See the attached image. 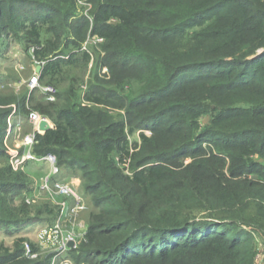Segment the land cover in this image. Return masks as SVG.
<instances>
[{"label":"trees","instance_id":"trees-1","mask_svg":"<svg viewBox=\"0 0 264 264\" xmlns=\"http://www.w3.org/2000/svg\"><path fill=\"white\" fill-rule=\"evenodd\" d=\"M79 1L91 4L92 27ZM11 26L45 62L40 81L89 64L81 52L89 36L105 40L97 69L109 79L97 74L85 101L114 102L127 122L107 123L108 114L74 102L71 91L65 106L39 107L55 127L33 150L94 175L89 194L112 193L97 200L106 208L92 217L83 254L103 257L100 264L257 263L252 235L237 230L252 223L236 210L259 200L264 220V0H0V40ZM9 114H0V158ZM141 128L153 137L130 146L128 132ZM184 155L191 164L180 162ZM140 156L121 184L118 168ZM21 177L0 170V229L29 221L28 206L11 200L25 187ZM24 252L0 255V264H25Z\"/></svg>","mask_w":264,"mask_h":264},{"label":"rangeland","instance_id":"rangeland-1","mask_svg":"<svg viewBox=\"0 0 264 264\" xmlns=\"http://www.w3.org/2000/svg\"><path fill=\"white\" fill-rule=\"evenodd\" d=\"M89 5L91 6V4ZM77 6L79 12L85 11V8L80 3ZM19 31L18 28L11 26V31H7L8 35L4 36L5 40H0V99L2 100L0 102V114L10 112L6 120V136L3 146L6 156L0 158V170L3 171L10 167L14 175H22L20 184L25 187L16 189L15 192L19 194H13L14 198L11 197V200L12 205L17 208L21 207L23 203L28 206V215L25 220L29 221H24L25 223L12 227L9 226L8 229H0V247L3 248L0 255L12 254L21 249L23 245L25 249V245L29 244L35 257L27 256L24 252L23 263L25 264H61L63 260H67L71 264H100L103 262V257L97 259L95 257H87L86 254H83L82 249H89L86 234L93 223L92 217L106 208V204L100 205L97 200H107L108 198L106 197L110 198L112 193H108L109 191L106 187H100L95 195L89 194L87 186L93 187V183L96 182L94 175H87L86 171H82L79 168L65 166L61 170L65 176H69L66 178V183L71 186L74 193L69 197L64 196L58 190L52 188L44 189L42 187L44 178L50 172L49 164L35 162L29 163L24 167H15L11 163V158L23 153V141L33 132V127L26 122L27 115L31 112L39 113L42 117L50 120L51 128L53 129L55 122L52 118L42 115L39 107L54 106L51 107L53 110L61 108L65 106V99H67L71 91L73 92L74 102L90 106L95 110L108 114L109 121L107 123L127 122L125 111L118 108L116 103L109 102L110 104L108 103L107 105L95 106L88 104L82 98L83 87L89 90L90 86L97 84L98 81H107L109 79V71L105 74L103 69H97L98 57L103 53V46H90L92 57L90 56L89 64L80 62L64 69L62 75L53 80L47 78L40 81V85L51 84L57 87L58 97L56 96L54 101H48L43 97L39 88L30 90V82L33 79L35 80V74L39 67L42 68V62L34 56L32 48L36 46L24 42L26 35ZM49 38L51 37L49 36ZM46 40L47 36L44 32L42 43L44 44ZM97 74L99 80L95 81ZM47 103L51 105H47ZM20 115L22 126L17 130L11 124L13 125L16 122L14 120L18 119H12L11 123H9L8 119L11 116H18L19 118ZM136 125L137 123H134L129 126V129L135 128ZM201 127L202 133H205L211 127V117L202 118ZM142 134L149 138L153 137L152 133L144 128L135 130L133 134L128 132L127 139L130 146L133 147L135 144L142 146L140 137ZM204 139L208 140L207 138ZM114 157L118 161L117 157ZM139 158L138 162H135L132 167L129 166L127 169L118 168L116 173L122 176L121 179L124 182L121 184L127 183L125 179L127 177L131 179L133 173L138 171L137 166L139 162H142V157L140 156ZM179 160L184 165L192 163V159L187 155L180 156ZM150 164L148 162L145 168ZM84 176L87 182L82 184L81 178ZM251 179L256 180V178ZM259 204V200L249 201L245 207H239L235 210L238 212V216L251 221L252 227H241L237 230L247 231L252 235L257 251L256 262H258L256 264H264V220L258 213ZM64 205L67 212L64 210V217H62L60 214ZM59 218H61L60 229L52 234H45V231L49 232L55 226ZM223 218L229 219V215H224ZM20 239H24V242L20 243ZM67 240L74 242V247L71 249H78V252L70 250L64 253L60 252L59 248ZM79 256H81L80 259H78Z\"/></svg>","mask_w":264,"mask_h":264},{"label":"built area","instance_id":"built-area-1","mask_svg":"<svg viewBox=\"0 0 264 264\" xmlns=\"http://www.w3.org/2000/svg\"><path fill=\"white\" fill-rule=\"evenodd\" d=\"M79 3L85 8V11L83 12V16L87 17L90 20L91 23V27L93 26V18L90 16V10L92 9V7L83 1H79ZM105 43V40L103 38L100 37H92L89 36L86 40V42L83 44L81 52H86L88 53L91 57H92V52L90 49V46H98V45H102ZM92 44V45H91ZM43 65H45V63H42V67ZM41 68V67H40ZM42 71V68H41ZM41 71L35 74V80L33 79L32 82H30V90L39 88L41 90L42 95L48 100V101H54L56 96H57V89L56 87H54L53 85H40V77H41ZM103 72L106 74L108 73V69L106 67L103 68ZM83 93H82V98L85 100V96H86V92H87V88L83 87ZM12 119H18V120H14L16 121L13 125L11 124V126L14 128H16L17 130L21 128L22 124H21V117L18 118V116H11L9 117L8 121L9 123H11L13 120ZM26 122L27 124H29L30 126L33 127V132L32 134L28 135L24 141H23V153L22 154H17L15 156H13L11 158V163L13 166L15 167H24L29 163H45V164H49L50 166V172L47 175L46 178H44V184L42 185V187L45 189H55L60 191L64 196L69 197L70 195H72L74 193V190L71 188L70 185H68L67 183H65L64 181V174L63 171L61 170V168L58 166L57 164V159L55 156L52 155H48L45 157H38L34 154L33 152V148L35 147V145L37 144L36 139L39 135H44L46 132L42 131L40 129V125L43 122H46L48 124V126L50 127V130L52 129L51 127V123L50 120H48L47 118L42 117L39 113L36 112H31L30 114L27 115L26 117ZM51 189V190H52ZM78 209V208H77ZM66 208L64 205V208L62 209V212L60 214V216L64 217V213ZM67 212V210H66ZM60 223H61V218L58 219V221H56L55 226L49 231H45L44 233L47 234H52L53 232H56L60 229ZM73 242L71 240H67L66 243H63V245L59 248L60 252L64 253L66 251L72 250L69 247V243ZM25 253L27 256H34V254L32 253V249L31 246L29 244L25 245ZM35 257V256H34ZM258 262V261H257ZM70 262L67 260H63L61 262V264H69ZM71 264V263H70Z\"/></svg>","mask_w":264,"mask_h":264},{"label":"water","instance_id":"water-1","mask_svg":"<svg viewBox=\"0 0 264 264\" xmlns=\"http://www.w3.org/2000/svg\"><path fill=\"white\" fill-rule=\"evenodd\" d=\"M40 71H41V68L39 67V68L37 69V72L39 73ZM40 129H41L42 131L47 132V131L50 130V127L48 126V124H47L46 122H43V123H41V125H40ZM69 247H70V248H73V247H74V242H70V243H69Z\"/></svg>","mask_w":264,"mask_h":264},{"label":"crops","instance_id":"crops-1","mask_svg":"<svg viewBox=\"0 0 264 264\" xmlns=\"http://www.w3.org/2000/svg\"><path fill=\"white\" fill-rule=\"evenodd\" d=\"M65 180V179H64ZM75 180H78V179H75ZM66 183V180L64 181Z\"/></svg>","mask_w":264,"mask_h":264}]
</instances>
